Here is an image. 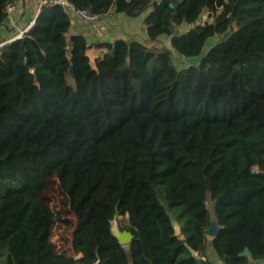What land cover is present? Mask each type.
<instances>
[{"label":"trees","instance_id":"obj_1","mask_svg":"<svg viewBox=\"0 0 264 264\" xmlns=\"http://www.w3.org/2000/svg\"><path fill=\"white\" fill-rule=\"evenodd\" d=\"M15 1L0 0V27ZM68 1L142 17L156 46L91 43L51 6L2 48L0 264H209L208 246L223 264L263 260L264 0ZM214 38L197 65H173L172 52L199 57ZM92 48L105 52L91 61ZM52 182L62 198L48 205ZM116 208L128 250L110 232ZM62 213L74 218L70 255L51 242Z\"/></svg>","mask_w":264,"mask_h":264},{"label":"rangeland","instance_id":"obj_2","mask_svg":"<svg viewBox=\"0 0 264 264\" xmlns=\"http://www.w3.org/2000/svg\"><path fill=\"white\" fill-rule=\"evenodd\" d=\"M130 21L133 20L134 23L138 24V21L140 20V24L133 25V26H125L120 21L117 23L115 20V24L110 25L107 28L108 34L110 35L109 38L111 40H114L116 38H129L133 37L138 39L139 41L143 42L144 45L148 47L156 46L155 44L150 43L147 38L145 31L143 29V18L138 17L135 19L129 18ZM211 21V20H210ZM114 29V34L113 33ZM185 27L182 29L184 30ZM88 34V33H87ZM92 37V36H90ZM217 39H209L202 49V53L199 57H193V58H186L183 56H179L178 54L172 52V62L173 65L179 70L183 69L192 65H197L201 56L207 53V51L216 43ZM157 47H166L168 48V39L165 37H160V40L157 42ZM43 197L46 199V202L48 205L50 204H58L62 198L56 182H52L49 186L48 190L44 192ZM128 225V221L126 219V216L119 217V220L116 223H113V226H115L113 229L121 230V227H124ZM74 226V218L67 214L62 213L59 218L55 219V222L53 224L52 228V234H51V242L54 246V249L60 253V254H66L70 255V239H71V231Z\"/></svg>","mask_w":264,"mask_h":264},{"label":"crops","instance_id":"obj_3","mask_svg":"<svg viewBox=\"0 0 264 264\" xmlns=\"http://www.w3.org/2000/svg\"><path fill=\"white\" fill-rule=\"evenodd\" d=\"M110 17L113 18V23L110 25L115 24V20L118 23L119 21L123 23L125 26H133L140 24V20L137 23H134L133 20L130 21L128 17L122 15L113 13L112 11L109 13ZM40 21V13L37 12V6H36V0H18V5L14 9V11L6 18L4 24L2 27H0V32L5 33L6 36L11 34H17L19 32H23V30L29 26L30 23L31 26L29 29L37 25V23ZM28 29V30H29ZM28 30L26 32H28ZM70 33L71 34H80L88 38V40L93 43V38L90 37L91 34L86 29H83L78 24L73 23L70 27ZM88 33V34H87ZM114 29L113 33L114 34ZM115 35V34H114ZM4 37V36H3ZM0 38L2 39V36L0 35ZM87 56L91 61H93L96 57L100 55L99 51L95 50L94 48L88 50L86 52ZM207 208L210 212L209 221L211 223H216V219L213 214V204L208 203ZM115 226H113L114 228ZM219 228V227H218ZM207 240H211L213 237L209 235H205ZM201 261L207 262L209 264H223L222 261L218 258L215 251L212 247L208 246L206 247L204 251V255L200 258ZM251 264H264V259L259 261H253L250 262Z\"/></svg>","mask_w":264,"mask_h":264},{"label":"built area","instance_id":"obj_4","mask_svg":"<svg viewBox=\"0 0 264 264\" xmlns=\"http://www.w3.org/2000/svg\"><path fill=\"white\" fill-rule=\"evenodd\" d=\"M18 1L13 3L6 4L5 13L7 17L14 11L17 7ZM37 12L40 13V9L42 7H51V6H59L61 7L68 17L70 18V24L76 23L83 29H86L93 38V43H101L106 41H112L109 38V34L107 31L108 26L113 23V18L110 17L109 13L104 16H96L91 14L88 10L78 9L68 0H36ZM32 23L27 26L23 32H19L17 34H11L6 36V32L3 34L0 32L2 39L0 38V53L2 48L12 42L15 39L21 38L26 31L29 29ZM4 36V37H3ZM95 49V48H94ZM99 51V53H104V49H95ZM79 257L76 255L75 258Z\"/></svg>","mask_w":264,"mask_h":264},{"label":"water","instance_id":"obj_5","mask_svg":"<svg viewBox=\"0 0 264 264\" xmlns=\"http://www.w3.org/2000/svg\"><path fill=\"white\" fill-rule=\"evenodd\" d=\"M206 20V16L203 17V21ZM178 31H175V34H177ZM70 72L72 74V68H70ZM33 73V77H34V80H36V76H35V73ZM119 216L118 215V212H117V208L115 209V216L113 218L112 221H110V232L112 234V236L117 240V242L123 247L125 248V250H128V246L130 245L132 239H133V235L128 231V230H118V228L115 230L112 228L113 226V223H116L118 220H119ZM170 224H171V227L173 229V236L174 237H180L181 236V227L180 225L177 223V221L172 217L170 216ZM126 219L128 221V217L126 216ZM219 225L216 221V223H211L209 221V225L208 227L204 230V234L205 235H209V236H212L214 237L218 230H219ZM189 252L191 255H195L194 251L192 249H189ZM242 256H246L248 257L250 255L249 251L247 249H245L242 254Z\"/></svg>","mask_w":264,"mask_h":264}]
</instances>
